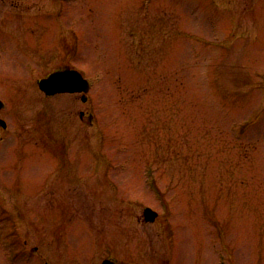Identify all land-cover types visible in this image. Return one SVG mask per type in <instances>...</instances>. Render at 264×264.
Here are the masks:
<instances>
[{
    "label": "rangeland",
    "instance_id": "1",
    "mask_svg": "<svg viewBox=\"0 0 264 264\" xmlns=\"http://www.w3.org/2000/svg\"><path fill=\"white\" fill-rule=\"evenodd\" d=\"M0 97V264H264V0H0Z\"/></svg>",
    "mask_w": 264,
    "mask_h": 264
},
{
    "label": "water",
    "instance_id": "2",
    "mask_svg": "<svg viewBox=\"0 0 264 264\" xmlns=\"http://www.w3.org/2000/svg\"><path fill=\"white\" fill-rule=\"evenodd\" d=\"M40 87L47 94L53 95L61 92H88L90 89V83L82 73L76 69L57 70L51 73L48 77H45L39 82ZM3 101L0 99V108L3 106ZM2 125H6L4 120H1ZM146 220L154 221L158 216V212L147 207L144 211ZM108 264H115L112 261Z\"/></svg>",
    "mask_w": 264,
    "mask_h": 264
},
{
    "label": "flooded vegetation",
    "instance_id": "3",
    "mask_svg": "<svg viewBox=\"0 0 264 264\" xmlns=\"http://www.w3.org/2000/svg\"><path fill=\"white\" fill-rule=\"evenodd\" d=\"M2 29V28H1ZM3 30V29H2ZM4 32H6L5 30H3ZM6 33H8V32H6ZM12 34H15V33H12ZM22 43H20V45H21ZM23 46H24V44H23ZM24 48H25V50H27V51H29L30 49L27 47V46H24ZM67 67H74V66H69V65H65L64 67H58L57 69H59V68H67ZM78 95V97H80L82 100H83V97H84V95H82V94H77ZM84 101V100H83ZM80 114V117H81V119H84V117L85 116H87V114L84 112V110H81L80 112H79ZM7 129H8V127H7ZM5 137V136H4ZM1 139H3V135H1ZM38 249V247H35V250H37ZM33 252L34 253H36L34 250H33ZM107 258H110V257H107ZM103 259H105V258H102V260ZM101 260V261H102ZM116 261V260H115ZM170 258L169 257H166V260L164 261V264H170ZM117 262V261H116ZM45 264H49V261H47V262H45Z\"/></svg>",
    "mask_w": 264,
    "mask_h": 264
},
{
    "label": "bare ground",
    "instance_id": "4",
    "mask_svg": "<svg viewBox=\"0 0 264 264\" xmlns=\"http://www.w3.org/2000/svg\"><path fill=\"white\" fill-rule=\"evenodd\" d=\"M161 193V192H160ZM162 194V193H161Z\"/></svg>",
    "mask_w": 264,
    "mask_h": 264
}]
</instances>
